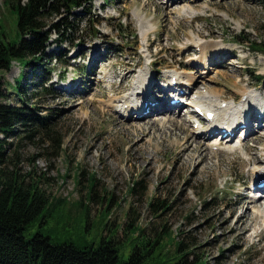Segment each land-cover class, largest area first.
Here are the masks:
<instances>
[{"label": "rangeland", "instance_id": "rangeland-1", "mask_svg": "<svg viewBox=\"0 0 264 264\" xmlns=\"http://www.w3.org/2000/svg\"><path fill=\"white\" fill-rule=\"evenodd\" d=\"M5 1L26 0H0V28L14 38L15 18ZM157 3L91 0L84 10L59 8L47 11L41 20L42 30L50 32L47 53L60 58L47 62L48 74L38 69L47 91L33 77L26 79L23 96L27 107L47 119L42 120L46 124L16 126V135L0 133L4 168L19 175L25 186L36 184L44 198L58 207L49 217L40 216L24 237L40 233L53 243L71 242L79 247L113 240L120 261H125L140 244L137 234L131 233L138 227L149 240L168 233L172 240L181 241L188 253L186 264L199 260L204 264H264V216L251 223L252 210L247 212L244 205L234 203L249 190L259 192L245 185L253 184V162H264V123L252 134L259 137L257 145L249 140L246 151H225L224 144L209 146L219 143V136L214 142L193 139L192 128L205 124L194 115L190 118L194 125L187 122L185 104L174 114L188 129L176 127L178 132L154 122L160 121L154 120L158 115L148 116L153 123L146 129L133 123L139 119L123 117L107 107L110 97H122L130 89L133 72L144 67L148 54L152 56L149 72L159 86H165L164 73L190 72L189 63L200 55L195 44L206 43L202 48L207 47V55L219 52L203 56L204 66L197 60L192 66V74L200 72L205 80L190 88L189 99L198 90L195 96L209 90L220 102H224L222 97L238 102L240 91H254L260 100L252 106L264 111V83L255 79H264V0H186L177 7L189 10L179 16V9L166 8L165 1L162 6ZM135 15L151 29L141 28ZM63 22L73 24L69 36L63 31L59 36L57 29L52 32ZM142 30L147 33L144 40ZM185 46L192 49L185 50ZM95 52L106 61L96 66L93 77ZM231 62H236L234 68ZM220 63L229 67L223 69ZM22 70L27 72L13 62L0 76L15 89L14 80ZM107 73L109 85L95 81ZM165 113L172 117V110ZM237 137L238 132L234 142ZM162 239L164 252H172L173 243Z\"/></svg>", "mask_w": 264, "mask_h": 264}, {"label": "trees", "instance_id": "trees-1", "mask_svg": "<svg viewBox=\"0 0 264 264\" xmlns=\"http://www.w3.org/2000/svg\"><path fill=\"white\" fill-rule=\"evenodd\" d=\"M90 2L91 0L4 2L15 18V36L9 37L7 32L0 28V72L9 71L13 62L27 68V72H20L14 80L16 87L12 89L10 86L11 90L0 76V133L16 135V126L25 128L46 124L42 120L47 119L38 117L34 113V107H27L23 96L26 79L33 80V77L36 82L41 80V90L47 91L44 87V77L38 73V69L48 74L45 67L47 62L58 61L60 58L56 53L48 55L47 50L51 45L46 42L50 32L42 30L41 20L46 19L47 11L56 12L59 8L84 10ZM55 29L59 36L61 31L69 36L74 27L72 22H63L61 26H54L52 32ZM255 79L259 84L264 83L261 76H255ZM13 100L17 101L15 105L7 104V101ZM2 149L0 145V264H186L188 253L183 249L181 241H174L170 234L165 233L163 237L173 243L174 250L164 252L163 237L157 236L149 240L143 229L138 227L133 228L131 233L137 234L140 244L131 250L125 261H120L113 240H103L97 247H79L71 242L53 243L49 237L40 233L25 238L24 232L40 216L52 215L56 205L49 203L47 197L44 198L36 184L25 186L19 175L4 168L6 162L3 160ZM149 205L154 206L153 203ZM156 206L162 207L159 204ZM166 208L167 206L164 210ZM162 250L164 254H161ZM193 264L204 262L199 260Z\"/></svg>", "mask_w": 264, "mask_h": 264}, {"label": "bare ground", "instance_id": "bare-ground-1", "mask_svg": "<svg viewBox=\"0 0 264 264\" xmlns=\"http://www.w3.org/2000/svg\"><path fill=\"white\" fill-rule=\"evenodd\" d=\"M154 3H157L159 6H162V3L165 1L163 5H166V8L169 9H179V12L177 16L180 15V13H185L189 8H178L177 6H180V2H184L186 0H151ZM157 1V2H156ZM161 4V5H160ZM176 9L174 11H176ZM191 10V9H190ZM195 13V12H194ZM183 16V15H182ZM186 16V15H185ZM136 21L139 23L141 28L145 25L146 28L149 30L151 27L148 25L146 21H143L142 19H138L137 15H135ZM147 37L146 31L142 30V39ZM152 43V41H151ZM151 44L148 46L145 45V47L149 48ZM204 45H207L206 43H199L195 44V48H199L200 55L196 59H192L189 63L187 70L190 72H183L182 74L180 72H177L176 70H170L164 73V76L161 80L165 81V86L158 85L154 81V76L149 72V62L152 59V56L148 54L145 56L146 58L149 57L147 61H145L144 67H139V69L135 72H133V82L130 86V89L125 92V94L122 97H110L109 103L107 107H110V110H113V112L118 113L119 115L126 117V118H137L139 121H135L133 123L142 124V127H146V129L149 128L150 124L153 122L151 118L148 119V116H156L154 120L160 119V121H154L156 123L163 122L164 128L166 129H173L175 130L176 127L188 129L187 126L180 122L183 121L181 118L176 117L174 114L177 112V110L182 105H187L186 110H184L185 114H189L187 122H190L191 125L194 122H191V116H201L203 118V122L205 124V127H199L196 126L192 128L191 136L194 140H202L206 142H214L213 139H217L219 136V143H209V146L214 147H220L221 144H224L225 147L223 150L225 151H246L247 146L246 143L249 140H252L255 145L259 143V137L252 134L255 132V129L261 128L264 123V111H258V109L254 108L252 106L256 102L260 100V94L258 92L254 91H247L242 90L240 91V97L242 98L238 102L235 101H226L223 97L222 99L224 102H220L219 98L213 96L215 94H212L208 91V94L204 95H197V93L201 92L198 90L195 92L191 98L188 97V92L191 90L190 88H193L195 86V83H202V81L205 80V77L200 72H195V74H192V66L197 64L205 65L206 58H210L209 56L213 52H219L216 50L210 51V54H206V48H202ZM218 48V46H216ZM192 49L191 47L185 46V50ZM221 48L219 47V50ZM221 51V50H220ZM104 56V55H103ZM212 59V57H211ZM197 60V61H196ZM209 60V59H208ZM106 61L102 59V56L99 55V53L92 56V62H91V72L93 77L96 76V74H93L92 72H97L96 66L99 65L101 62ZM233 65H235L236 62H231ZM220 65L223 67V69L228 68L229 66L227 63H220ZM234 68V67H233ZM218 72V71H217ZM132 73V70L122 75V80H126L128 76ZM106 82L108 85L110 84L111 76L109 73L103 74L102 77L99 79H95V81H103ZM155 80L156 76H155ZM96 82H92L94 84ZM191 85V86H190ZM205 87V86H204ZM198 89L197 87H195ZM66 90V87L64 88ZM205 89V88H204ZM149 91V92H148ZM244 91V92H243ZM151 92V93H150ZM242 92V93H241ZM210 93V94H209ZM261 93V92H260ZM185 98L189 99L187 102L184 100ZM111 99V100H110ZM113 99V100H112ZM107 100V101H108ZM106 101V102H107ZM175 101V103H172ZM167 109V110H166ZM172 110V117L166 115L165 112H169ZM188 110V111H187ZM162 112V113H161ZM130 113V114H129ZM160 114V115H159ZM170 115V114H169ZM211 115V118H208L207 116ZM145 119V120H143ZM209 119V120H208ZM143 120V121H140ZM149 121V122H147ZM180 122V123H179ZM257 123L258 127L255 126L254 123ZM132 123V122H131ZM197 125H199L198 120H196ZM175 124V127L173 128L172 125ZM194 125V124H193ZM200 128L202 130H200ZM171 130V131H173ZM178 132L177 130H175ZM238 132L237 140L234 142V136ZM215 139V140H216ZM213 140V141H212ZM227 145V146H226ZM248 164H251L250 159H248ZM262 161V160H261ZM256 167H254L256 170L253 173V184L245 185V188L249 189L252 188L257 189L259 192L251 193L249 190V193L246 195L239 196L234 203H237L238 206H243V209L248 212L251 211V223H255L258 219L264 216V162L256 163L253 162ZM252 180V177H251ZM259 205L260 209H255L253 206ZM262 207V208H261ZM263 210V212H261ZM243 214V213H242ZM242 214L240 215V218L242 217ZM246 213H244V216L246 217ZM246 222V221H245ZM244 227V226H243ZM248 225L245 229H247ZM243 229V230H245Z\"/></svg>", "mask_w": 264, "mask_h": 264}]
</instances>
